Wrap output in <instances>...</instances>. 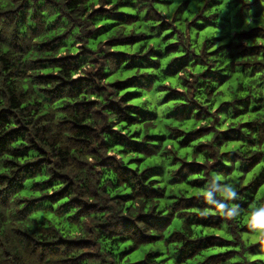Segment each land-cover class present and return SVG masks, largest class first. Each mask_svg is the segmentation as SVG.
<instances>
[{"label":"clouds","instance_id":"obj_1","mask_svg":"<svg viewBox=\"0 0 264 264\" xmlns=\"http://www.w3.org/2000/svg\"><path fill=\"white\" fill-rule=\"evenodd\" d=\"M116 2L78 0L70 6V0H53L52 4L47 0H15L0 5L6 9L27 6L23 20L19 12L11 22L0 17V112L11 113L7 122L0 121V137L14 128L25 129L7 145V153L0 154V264H128L125 250L129 248L140 249L141 255L148 250L158 253L148 258L154 264H181V249L213 231L201 230L194 223L210 217L217 221L216 235L233 242V264H264V189H258L260 196L251 190L257 173L245 167L256 152L264 153V133L258 135L232 121L234 110L244 107L236 101L248 96L254 105L257 97H264V49H254L248 35L259 30L264 36V15L256 14L264 13V0H119L122 5H130L123 10L136 16L139 23L130 27L119 24L106 35H89L108 23L102 16H92L94 10L102 6L119 10L113 9ZM213 3L220 7L212 9ZM226 4H235L232 16L239 14L227 25L222 18L229 12ZM254 4L258 9L251 7ZM213 11L219 14L213 16ZM205 16L209 17L207 21ZM53 21H57L55 25ZM209 23L214 27L207 28L205 40L200 29ZM162 26L174 33L171 42L176 47L171 53L166 51L170 41L165 40L167 33ZM65 33L58 51L41 49V42L49 34ZM139 33L146 37L142 44L119 49L128 57L116 61L111 55L116 49L105 41ZM224 33L227 35L220 39ZM253 51L259 55H246ZM64 56L77 57L75 64L54 69L58 79L50 83L38 79L40 72L33 61ZM133 56L138 61L147 56L145 65L154 67L133 66ZM176 57L184 58L183 66L171 73L169 62ZM146 72L152 73L153 82L150 87L135 85L131 89L138 98L126 96L114 83L129 76L139 80ZM231 77L248 86L223 95V100L233 103L226 113H217L218 82ZM78 78H83L80 87L73 88ZM58 85H63V93L53 98L48 90ZM161 85L169 87L163 89ZM173 87L182 95L171 104L164 103L165 92ZM112 104L119 110L106 107ZM181 104L194 110L178 122L169 114ZM196 104L213 115L206 117ZM141 112L150 115L144 118ZM230 125L238 128L239 139L218 142L216 138ZM80 126H87V130L81 131ZM201 127L211 132L196 142L205 145L203 148L195 155L190 148L176 149L184 139L182 133ZM108 129L142 141L148 151L138 153L117 146ZM133 131L140 135L132 136ZM153 133L168 143L145 138ZM33 144L43 150V156L32 148ZM25 149L30 150L15 166L6 165L13 159L11 153H24ZM108 157L115 160L102 166ZM45 159L50 163L43 164L23 187L10 188L21 164ZM189 161H195L199 168L196 186H190L185 177L179 188L170 187L176 170ZM116 165L134 169L135 175L122 178L114 170ZM151 165L157 166V174L143 172ZM49 179L53 180L51 187L37 184ZM145 184L157 192H142L141 185ZM66 186L63 200L44 199L39 206L32 203ZM169 191L177 194L172 199L187 201L191 197L196 204L190 211L174 207L166 194ZM149 218H163L165 223L158 226ZM65 225H71V229ZM141 236L155 238L156 242L147 244ZM82 243L90 246L83 248ZM84 251L93 257L85 259L81 255Z\"/></svg>","mask_w":264,"mask_h":264},{"label":"trees","instance_id":"obj_2","mask_svg":"<svg viewBox=\"0 0 264 264\" xmlns=\"http://www.w3.org/2000/svg\"><path fill=\"white\" fill-rule=\"evenodd\" d=\"M8 2L14 3L15 0H0V5H4ZM53 0H47L48 4H52ZM78 2V0H70V6H75V4ZM98 2V0H97ZM235 5V4H234ZM128 4H120L119 0H117L116 3L113 4V9H119V10H111L106 9L103 6L101 8L95 9L94 12L91 14L92 16H102L106 20H108V23L105 25H102L100 29H97L95 33H89V35L97 36V34H104L106 35L108 31L112 30L114 27L118 26L119 24H126L129 27L132 24H138V18L134 16L131 12L123 10L126 7H129ZM26 5H20L19 8L16 9H6L3 7H0V17H4L7 22H11V20L16 16V13L19 12L20 16L19 19L23 20L25 17V11ZM207 7V6H206ZM220 5L217 3H213L211 5L212 9L219 8ZM227 7L230 9L231 6L229 4ZM251 7L254 9H258V5L254 4ZM219 13L213 11L212 15H218ZM257 15H264V13H256ZM159 13H157V17H159ZM239 14L237 13L235 16L231 17L230 14L227 12L222 17L224 20L225 25L229 24L231 20L238 19ZM209 17L205 16L204 20L207 21ZM59 20V17H57V21ZM57 21H53V25L56 24ZM195 21H192L194 23ZM208 27H214V24L209 23L207 27H203L200 29L201 36L203 39H207L202 35L207 31ZM163 32H166L167 35H165V40L170 41L166 51L171 53V51L176 47L174 43L171 42V38L173 37V31H170L168 26H162ZM50 31L55 32V28L50 26ZM63 35H54L49 34L48 39L41 42V49L45 52H53L58 51L60 47L63 45L64 36ZM227 34L224 33L220 37V39H223ZM250 39L253 41V48L254 49H264V43H258V41L264 40V36L260 35V31L257 30L254 33L248 34ZM146 39L145 35L143 33H139L138 35L132 36L129 35L128 37H125L123 39L117 38V37H111L109 40L105 41V43L109 44L112 48L116 49V51L112 52L111 55L116 61H121L124 58L128 57V53H124L119 51L121 48L125 47H134L137 44H142V42ZM86 51H91L86 50ZM151 51V49H150ZM211 54V53H209ZM246 55L252 56V55H259L258 52H248ZM77 56H79V53H77ZM77 57L73 56H64V57H43L38 58L37 60L33 61L34 68L38 69L40 72V75L38 76V79L42 82H51L53 80L58 79V77L54 73V69H62V68H70L72 67L76 62ZM147 60V56L143 58V60H136L133 56V66L139 65L141 67L147 66V67H154L152 64L145 65L144 61ZM183 57H176L173 61L169 62V68L168 71L171 73H175L177 69L181 66H183ZM128 70H133L132 68H129ZM201 75H204L203 73ZM142 78L137 79L135 76H129L123 81H115L114 83L116 86L120 87L124 92L126 96H130L132 98H138L137 94L134 91H131V89L135 85H141L144 87H150L153 82V75L150 72L142 73ZM83 78H78L77 81H74L72 83L73 88H79L80 84L82 82ZM219 91L216 93V99H215V106H216V112L217 113H226L228 109L231 107V104L233 102L223 100V95H231L234 91H239L241 87H247V83L241 84L240 80L236 77L231 78H225L222 81H219ZM183 86V85H181ZM163 89H167L168 85H161L160 86ZM53 98L61 97L63 93V85H58L55 89H49L48 90ZM182 95V93H178L177 89L175 87L172 88L171 92H165L164 94V103L171 104L173 100L176 98V96ZM123 99V97H122ZM219 100V101H218ZM88 104L95 103L94 101L87 102ZM207 103V101H206ZM236 103H244V107L241 110H234V115L232 117V121L235 124H238L239 127H246L250 130L255 131L258 135L260 133H264V120L261 119V117H264V97H257L256 103L253 105L250 101V98L248 96H245L243 98V101H236ZM195 104V102H194ZM132 108H137L136 105H129ZM106 107H110L113 110L118 111L119 109L116 107L115 104L112 105H106ZM196 107L202 108L203 112L205 113L206 117H211L213 115L212 112L208 111L207 109H203V106H200L196 104ZM249 108H251V111H249ZM194 108L189 107L186 104H181L176 107H174L170 112V117L175 119L176 121H182L185 118L189 117V114L191 111H193ZM11 115L10 112H0V121L7 122L8 116ZM141 116L144 118H148L150 114L141 112ZM197 118L201 116V112L196 113ZM243 117H250V119H243ZM198 122V121H197ZM81 131L87 130V126H80ZM25 129L23 126L21 128H14L10 133H8L5 137H0V154L7 153V145L10 142H13L15 138L18 135H21ZM104 131V130H102ZM107 131L110 132L115 138V142L117 146L124 145L127 146L129 149L136 151L138 153H145L148 151V147L142 143L140 140H132L130 139L126 134H118L112 132L110 129ZM184 136V139L180 140V143L176 145L177 150H183L186 148L192 149V154L195 155V152L197 149L203 148L205 145L203 144H197L196 142L198 140L202 141L206 135H210L211 132L209 129L201 127V128H194L186 133H182ZM132 136L136 137L139 136L140 133L137 131H133L131 133ZM147 139H160L164 141V144L166 145L168 143L167 139L164 137H159L155 133H153L150 137L145 136ZM218 142L220 143H233L236 142L239 139V133L238 128L229 126L228 128L223 129L221 132V136L216 138ZM158 147V145H157ZM254 147V145H253ZM32 148H35L37 152H39L43 156V150L40 149L37 145L33 144ZM30 149H25L24 153H21L19 150H15L11 155L13 156V159L7 160L6 165L15 166L18 162V159L23 158V156L29 151ZM114 157H108L106 161H102V166H108L110 162L114 161ZM50 163V161L45 160H37L33 162H26L24 164L20 165V168L18 170V174L10 181V188H17V187H23L24 182L30 178L34 177L40 167L45 164ZM129 163H133V161H129ZM141 165L145 163L142 159L139 161ZM246 169L250 172L257 173L256 178L253 182V188L252 191H256L257 196L261 195V192L258 189H264V153L256 152L253 157L249 159V161L245 165ZM114 170L118 171L122 178H127L129 174L135 175V171L132 168H128L127 166L120 167L118 165L114 166ZM144 173H149L151 175H155L158 172V168L155 165H151L149 167H146L143 169ZM22 173V174H21ZM143 174V173H142ZM198 174H199V168L197 167L195 161H189L187 165L182 166L180 169L176 170V177L172 182H170V187L175 186L179 188L180 181L183 180L185 177L190 181V186L194 187L198 183ZM42 183L43 185L47 187H51L53 185V180H44V181H37V184ZM155 183V181H153ZM35 186V185H34ZM68 186H66L64 189H60L59 192L53 193L51 197H37L35 200L32 201L33 204L39 206V202L44 199H50L53 201L57 200H63L65 195L67 194ZM141 191L146 193H156L157 189L153 188L151 190L148 189V186L141 185ZM169 195V198L172 199L174 196H176V193H172L171 191L166 193ZM130 196V194H128ZM67 204H72L73 201H66ZM172 203L174 207H184L186 210H191L193 205L196 204L195 199L188 198L187 201H184L183 198L180 199H172ZM64 204H61V208H64ZM71 219V218H69ZM152 223L156 225H162L165 223V220L163 218L157 219V218H149ZM195 219V217H193ZM217 223V221L210 217L206 221H196L194 223V226H199L201 230L205 228H213L212 232L206 233L203 236L199 238L197 242H194L191 247H184L181 249V252L179 253L178 260L181 262V264H233L235 252L232 247V241L229 239H226L224 236H217L216 235V229L214 228V225ZM167 226L170 228L172 226L171 222H168ZM65 228L71 229V225H65ZM140 239L142 241H145L147 244H151L156 242L155 238L147 237V236H141ZM83 248H88L90 245L88 243H82L81 245ZM138 249H126L125 250V259L128 262V264H154V261L151 259H148L153 256H158V253L154 252L153 250H148L142 259L138 261L131 262L127 259V256L136 251ZM82 257L85 259H90L93 257L94 254L84 251L81 253ZM253 264H256L254 261Z\"/></svg>","mask_w":264,"mask_h":264},{"label":"rangeland","instance_id":"obj_3","mask_svg":"<svg viewBox=\"0 0 264 264\" xmlns=\"http://www.w3.org/2000/svg\"><path fill=\"white\" fill-rule=\"evenodd\" d=\"M227 5H228V4H226L225 6L227 7ZM229 6H231V7H230L228 13L230 14L231 17H233V16H232V12H233V10L235 9V5H234V4H229ZM202 35H204V34L202 33ZM218 101H219V100H218ZM146 252H147V251H146ZM146 252H144V253L141 255V254H140V249H138V250H136V251L130 253V254L127 256V259H128L129 261H131V262L138 261V260L142 259V257L144 256V254H145Z\"/></svg>","mask_w":264,"mask_h":264}]
</instances>
